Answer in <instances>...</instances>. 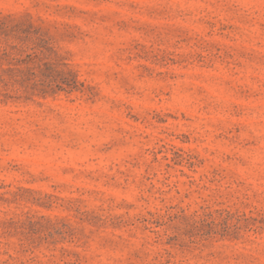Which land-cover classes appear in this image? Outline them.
<instances>
[{
  "label": "rangeland",
  "instance_id": "obj_1",
  "mask_svg": "<svg viewBox=\"0 0 264 264\" xmlns=\"http://www.w3.org/2000/svg\"><path fill=\"white\" fill-rule=\"evenodd\" d=\"M0 264H264V0H0Z\"/></svg>",
  "mask_w": 264,
  "mask_h": 264
}]
</instances>
